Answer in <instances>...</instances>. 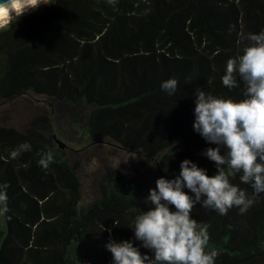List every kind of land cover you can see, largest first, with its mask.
<instances>
[{
	"label": "trees",
	"instance_id": "16d2710c",
	"mask_svg": "<svg viewBox=\"0 0 264 264\" xmlns=\"http://www.w3.org/2000/svg\"><path fill=\"white\" fill-rule=\"evenodd\" d=\"M261 29L264 0H51L1 31V98L46 96L80 111L82 119L71 121L87 120L90 144L139 153L149 167L133 178L109 174L103 196L83 206L62 152L41 141L53 139L57 125L30 135L0 127V185H7L0 264H111L105 244L132 238L153 182L174 178L185 159L213 175L202 152L215 145L192 130L193 93L242 99L221 76L247 34ZM168 79L178 81L173 96L160 89ZM24 142L31 151L13 158ZM44 153L53 156L47 169L38 163ZM232 182L251 194L238 177ZM232 210L219 215L197 204L192 211L218 252L215 264L264 262V194L241 222Z\"/></svg>",
	"mask_w": 264,
	"mask_h": 264
},
{
	"label": "clouds",
	"instance_id": "9594fccd",
	"mask_svg": "<svg viewBox=\"0 0 264 264\" xmlns=\"http://www.w3.org/2000/svg\"><path fill=\"white\" fill-rule=\"evenodd\" d=\"M40 5H46L44 0H2L0 27ZM245 39L248 44L226 61L221 76L227 89H241L242 99L218 98L199 88L193 93L192 130L206 144L215 145L202 152L213 162L214 174L209 176L206 169L185 159L174 178H158L143 201L147 211L137 209L132 238L109 239L105 244L111 264H215L218 252L209 246L206 226L192 218L193 208L199 204L219 215L237 208L244 214L264 194V29ZM177 87L175 79L160 84L168 96L175 95ZM27 151L31 145L24 142L10 154L16 158ZM38 155L39 165L47 169L52 154ZM236 177L251 194L232 182ZM6 189L0 185V202L7 201Z\"/></svg>",
	"mask_w": 264,
	"mask_h": 264
},
{
	"label": "rangeland",
	"instance_id": "374dc122",
	"mask_svg": "<svg viewBox=\"0 0 264 264\" xmlns=\"http://www.w3.org/2000/svg\"><path fill=\"white\" fill-rule=\"evenodd\" d=\"M44 2L47 5L51 0H44ZM46 5H40L34 11ZM241 22V20L238 21L239 25ZM8 25L0 27V32ZM242 28H244L243 25ZM70 109L69 106L54 104V100L46 96L25 94L10 101L0 97V127L30 135L35 134L36 131H45L48 125H51V129L57 125L58 132L53 129L55 130L53 134L64 144V148L59 149L58 144L49 134L41 135V141L45 142L52 151L57 149L62 152L66 164L77 177L81 189L80 205L83 206L103 196L100 183L109 174L133 178L135 171L140 174L145 169L148 170L147 160L139 153L119 150L107 143L90 144L87 134L83 132V129L87 128V120L72 122L71 116L77 115L79 119H82V115L80 117L78 114L80 111ZM153 173L152 176L149 174L148 180L153 177ZM232 211L233 216L241 222L239 210L233 208ZM197 215L201 216V212H197ZM0 229H5L2 202H0ZM250 264H264V262L255 260Z\"/></svg>",
	"mask_w": 264,
	"mask_h": 264
},
{
	"label": "water",
	"instance_id": "95a60500",
	"mask_svg": "<svg viewBox=\"0 0 264 264\" xmlns=\"http://www.w3.org/2000/svg\"><path fill=\"white\" fill-rule=\"evenodd\" d=\"M0 2H2V0H0ZM53 139L58 144L59 149L62 150L64 148V144L57 139L55 134L53 135Z\"/></svg>",
	"mask_w": 264,
	"mask_h": 264
}]
</instances>
